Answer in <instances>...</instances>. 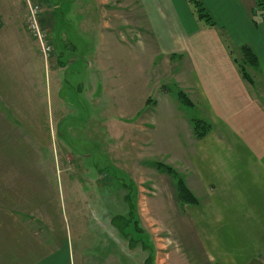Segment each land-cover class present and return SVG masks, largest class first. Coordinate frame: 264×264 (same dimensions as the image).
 Wrapping results in <instances>:
<instances>
[{"label":"rangeland","instance_id":"obj_1","mask_svg":"<svg viewBox=\"0 0 264 264\" xmlns=\"http://www.w3.org/2000/svg\"><path fill=\"white\" fill-rule=\"evenodd\" d=\"M193 1L205 7L201 0ZM241 1L246 12L254 4L250 17L264 25V0L258 6L255 0ZM38 3L51 54L44 56L31 34L26 38L32 57L19 63L0 54V256L13 253L3 238L6 233H1L10 222L21 229L38 227L36 232L50 229L48 238L42 234L45 240L69 241L76 256L99 264H143L144 257L147 264H199L187 248V225L201 226L198 232L192 228L191 235L208 243L225 233L202 229L216 217L197 214L201 207L213 212L186 160L193 122L205 115L202 107L184 108L177 98L181 85L172 75L182 67L180 61L150 57L145 53L146 36L133 30L123 63L119 55L120 63L115 62L111 72L92 71L94 25L86 31V47L78 48L75 23L80 11L75 10L69 16L74 23L71 33L54 45L45 9L41 0ZM190 5L199 19L200 9ZM221 8L212 7L220 24L232 22L234 18ZM209 16L214 24V16ZM235 57L244 62L250 84L264 104L258 71L240 49ZM175 175L183 179L189 194H180ZM113 219L120 232L110 226ZM142 224L146 232L139 231ZM22 234L16 232L13 238L21 250ZM231 234L226 232L225 237ZM207 246L211 255L218 252L213 244ZM206 252L201 251L208 257Z\"/></svg>","mask_w":264,"mask_h":264},{"label":"crops","instance_id":"obj_2","mask_svg":"<svg viewBox=\"0 0 264 264\" xmlns=\"http://www.w3.org/2000/svg\"><path fill=\"white\" fill-rule=\"evenodd\" d=\"M189 1L41 0L45 9L44 21L54 45L59 37L71 33L74 23L69 16L75 10L80 11L75 23V33L80 40L78 48L86 47V31L90 30L89 25H94L97 37L96 44L91 47L94 48L89 64L92 71L111 72L115 62L120 63L119 55L123 63L127 53L125 46H129L133 30L146 36L148 43L144 46H148V50L145 53L150 57L180 61L182 67L172 76H176L181 85L179 92L186 95L192 106L181 105L184 108H193L196 104L202 107L205 115L202 121L211 125L206 135L196 140L193 122L192 149L186 158L213 208V212H209L208 208L201 207L197 214L216 217L215 223L204 224L202 229L210 231L207 228L213 227L212 231L225 233L223 238L217 235L214 242L209 240L218 250L211 255L207 249L210 243L191 235V232L201 231V226L187 225V248L192 250V261L196 259L199 264H264V104L256 96L252 84L244 79L235 57L237 50L251 47L258 60L255 70L264 88V25L256 24L250 17L254 4L249 13L241 0H213L214 6L210 0H201L215 18L214 25L210 26L196 17ZM216 5L234 18L233 23L220 24L217 12L212 10ZM59 7L66 13L59 14ZM94 14L101 17H93ZM26 18L27 10L22 0H0V54L10 56L9 61L23 62L25 57H32L26 38V35L30 37ZM74 63L73 60L70 65ZM111 194L114 200V189ZM128 213H131L130 209L127 216ZM124 215L120 216L126 218ZM109 220L107 218L106 222ZM9 223L2 226L1 233H6L3 238L13 253L0 256V264H99L94 259L76 256L69 241L57 243L55 236L53 242L45 240L42 234L48 238L46 233L49 235L50 229L36 232L38 227L28 225L21 229ZM145 225L142 224L140 232H146ZM110 226L120 232L114 219ZM16 232H23L22 250L13 243ZM226 232L232 233L229 238L225 237ZM198 248L206 250L208 257ZM195 249L198 251L194 253ZM111 260L114 262V257ZM143 264H147L146 257Z\"/></svg>","mask_w":264,"mask_h":264},{"label":"trees","instance_id":"obj_3","mask_svg":"<svg viewBox=\"0 0 264 264\" xmlns=\"http://www.w3.org/2000/svg\"><path fill=\"white\" fill-rule=\"evenodd\" d=\"M260 1L261 0H255L257 6L260 5ZM190 2L193 4L195 9L196 8L200 9V14H201L199 16L200 20H203L204 22L209 23L210 26L214 25L212 23L210 16H209V13L206 12L205 7H203L199 1L190 0ZM262 20L264 21V18ZM240 52L242 53L244 60L247 63L252 65L254 68L257 67L258 60H257L255 53L251 49V47L244 46L240 49ZM236 63L239 64L240 72H242L244 79L251 82L250 77L248 76V74L244 68V65H245L244 62H242L243 65L239 61L238 62L236 61ZM178 98H179L180 103L183 104L184 106H192L191 101L186 97V95L183 92H179ZM199 124L201 125L200 127L203 126V129L198 127ZM210 128H211V125H208L206 122H204L202 120H195V122H194V133H195L196 137L202 138L203 136L206 135V133L210 130ZM175 178L178 180L179 176H176ZM184 183L185 182L183 181V179L179 178L178 188H179V192L182 196L189 194V191L186 188ZM183 200H187V199H183Z\"/></svg>","mask_w":264,"mask_h":264},{"label":"built area","instance_id":"obj_4","mask_svg":"<svg viewBox=\"0 0 264 264\" xmlns=\"http://www.w3.org/2000/svg\"><path fill=\"white\" fill-rule=\"evenodd\" d=\"M23 2L27 9V29L31 36L39 43L41 53L44 56H49L51 54V48L47 45L46 33H44L41 28L38 0H23Z\"/></svg>","mask_w":264,"mask_h":264}]
</instances>
